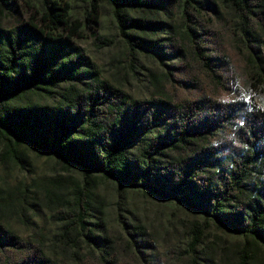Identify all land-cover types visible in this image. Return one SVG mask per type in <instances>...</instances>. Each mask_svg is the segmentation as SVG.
Masks as SVG:
<instances>
[{
    "label": "trees",
    "instance_id": "obj_1",
    "mask_svg": "<svg viewBox=\"0 0 264 264\" xmlns=\"http://www.w3.org/2000/svg\"><path fill=\"white\" fill-rule=\"evenodd\" d=\"M105 1L115 8L129 57L146 51L161 58L180 53L174 43L160 45L152 38L163 22L180 13L197 63L208 68L219 80L220 92L228 95L224 62L202 53L208 41L202 21L213 25L211 8L203 0ZM221 1L243 34L254 37L264 31V0ZM99 3L90 0L89 11L78 20L69 14L67 4L48 2L42 12H31L14 29H0L2 158L21 163L19 148L25 146L48 153L65 168L77 166L83 175L82 184L67 200L72 207L63 215L51 254L38 242L20 240L0 225V264H63L59 257L77 245L76 236L86 230L85 218L96 221L94 230H87V240L104 243L94 235L102 227L94 215H101L95 194L98 181L141 187L150 195L203 212L250 240L242 245L240 264H252L248 245H264V107L259 100L252 104L236 97L216 100L199 94L197 87L188 96L187 88L163 82L154 85L168 100L131 101L101 79L76 46L84 29L94 34L99 26ZM255 79L264 82L260 69ZM176 83L187 87L191 82ZM61 84L67 85L58 91ZM251 87L256 93L255 84ZM171 93L182 99L171 101ZM32 94L58 99L49 105L25 102ZM215 130L222 134L224 155L195 150ZM41 194L46 205L61 199L51 191ZM197 240L198 235L194 243Z\"/></svg>",
    "mask_w": 264,
    "mask_h": 264
},
{
    "label": "rangeland",
    "instance_id": "obj_2",
    "mask_svg": "<svg viewBox=\"0 0 264 264\" xmlns=\"http://www.w3.org/2000/svg\"><path fill=\"white\" fill-rule=\"evenodd\" d=\"M53 1L67 4L69 14L78 20H83L90 9V0H0V29H14L31 12H42L45 3ZM203 2L211 8L208 14L213 25L202 21L208 39L202 53L205 58L213 56L224 62L231 88L228 95L220 92L219 80L208 68L197 63L180 13L163 22L152 37L160 45L174 43L181 51L169 58H161L153 51L129 57L115 8L105 0L99 3L100 20L94 34L84 29V36L76 41V46L100 78L123 91L131 101L168 100L154 85L163 82L177 89L187 88L184 95L188 96L192 94L191 89L197 87L199 94L216 100L236 97L249 104L259 100L264 107V82L257 83L255 79L259 69L264 78V31L254 37L246 36L237 18L221 0ZM176 81L191 83L185 87ZM252 84L256 86V93ZM66 85H59L58 91ZM57 99L32 94L24 101L49 105ZM181 99L174 93L170 95L173 102ZM221 139L220 130L212 131L195 150H211L214 157L224 155L220 149ZM2 142L0 138V225L20 240L38 242L47 255L51 254L55 236L64 224L63 215L72 207L67 200L83 182L82 170L77 166L65 168L48 153L25 146L19 148L21 163L16 164L2 158L5 152ZM45 191L61 199L46 205L45 195L41 194ZM95 194L101 215H94L100 217L102 227L94 235L105 241L96 245L87 240V230H94L92 224L96 221L85 218L86 230L76 236L77 245L67 255L59 257L63 264H240L242 245L250 241L218 225L201 211L150 195L141 187L98 181ZM196 235L198 240L194 243ZM248 249L252 264H264V245H248Z\"/></svg>",
    "mask_w": 264,
    "mask_h": 264
}]
</instances>
